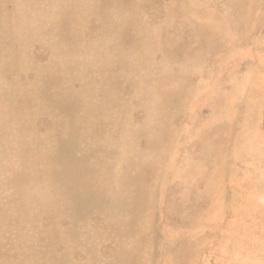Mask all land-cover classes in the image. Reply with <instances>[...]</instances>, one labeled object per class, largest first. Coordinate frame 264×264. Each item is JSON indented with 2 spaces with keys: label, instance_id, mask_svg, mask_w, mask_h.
Here are the masks:
<instances>
[{
  "label": "bare ground",
  "instance_id": "obj_1",
  "mask_svg": "<svg viewBox=\"0 0 264 264\" xmlns=\"http://www.w3.org/2000/svg\"><path fill=\"white\" fill-rule=\"evenodd\" d=\"M11 1L12 4L5 7L2 5L4 0H0V37L8 40L5 46L0 44V190L3 189L0 191V231L8 228L10 235L17 234L27 240L22 244L23 250L10 252L17 244L6 240L0 232V254L4 258L9 253L20 255L19 264H149L141 263L139 256L129 254L131 250L127 248V243H133L132 240L135 239L139 246L154 235L151 246L155 247L157 243L156 248L160 254H163L165 248H178L180 243H175L174 239L169 242L166 235L161 237L155 233L161 228L177 232L176 229L184 227L180 223L186 224L185 222L172 221V216L168 215L170 211L182 207V211H189L195 219L205 206L184 207L176 197H172L176 191L173 194L168 192L166 185L170 182L172 190L183 189L186 171L197 174L195 177L198 178H194L197 189L213 190L212 177L215 168L223 160L227 143L220 141L221 148L214 147L211 134H214L213 138L222 141L227 139L224 136L226 129L218 132L217 126L207 128L195 125V131L186 133L195 135V144L200 138L202 145L209 149L202 148L204 151L197 153L198 158L193 157L194 164L191 162L190 165H184L180 161L168 164L171 155L168 156L166 149L169 151V145L173 141L170 136L178 137L174 133L176 130L170 136L167 133L168 125L175 127L170 122L175 118L171 117L168 121V115L177 107L174 98L183 106L182 109H194L195 114H203L202 103L205 101L199 99L189 108V100L192 99L191 93L200 94L204 77H198L195 88H190L189 85L194 75H201V71L213 66L207 60L214 58V51L221 44L220 37L213 34V31L211 33L208 27H199L197 24L184 32L186 29L179 19H176L177 25L169 26L172 14L167 8H162V13L156 11L155 15L137 22V9H143L144 2L155 7V10L163 6L153 0H102L101 3L98 0ZM171 1H174L175 7L176 1ZM193 2L189 0V7L194 5ZM96 4L97 8L101 7V12L100 19H95L103 23V26L100 24L101 29L92 30L94 37L91 39L86 34L85 37L81 25L85 26L86 21L80 17L83 18L86 14L88 25L91 22L89 16ZM26 5L33 9L30 6L27 9ZM190 8L193 12L200 11L196 6ZM131 11H135V14ZM109 19L116 25L110 26ZM161 20L168 27L162 31L161 39L156 43L151 39L153 28L150 24L160 23ZM60 23L65 26L64 30H60ZM141 23L145 24V29H142ZM119 25H122L127 35L118 37L121 35ZM95 26L98 25L95 23ZM104 30L111 38L105 37L107 35ZM138 30L141 32L136 33ZM146 32L149 44H155L162 51L159 56L163 53L166 57L161 59V70H148L153 67L152 64L147 68V51L144 52L143 44L139 42L142 38L145 39ZM155 45L151 46L150 52ZM44 47L52 49V52L49 54L45 50L41 51ZM168 54L177 57L173 69L169 67V63L173 61L168 58ZM144 62L145 69H142L140 67H143ZM196 64H204V67L196 69V72L195 68L192 71L185 70ZM135 68L138 73L130 75ZM123 72L128 76L126 80L123 79ZM214 75L209 74L212 78ZM169 79H177L174 88L166 89L165 85L160 87ZM31 90L37 91L34 104L29 105L30 112L33 109L35 111L30 114L29 124L26 125L28 122H23L25 109L17 104L21 101H12H15L17 94L21 96V91L27 100H31ZM143 91L144 97L135 102L140 103L143 109L141 112L144 111L143 114L147 116L144 123L151 122L149 127L136 125L137 116L130 117L133 113H139L138 110H129L138 107L134 103V92L143 94ZM40 95L44 100H40ZM154 101L156 112L151 109ZM209 108L210 112L206 110L204 114L212 121L216 110L212 106ZM47 116L48 120L56 122L55 126L38 128L41 126L38 119H46ZM223 122L218 121L219 126ZM16 124L18 129L15 131L12 126L15 127ZM9 129L15 131L14 138L18 136L19 139L7 141ZM183 140L180 144L185 146L186 140ZM255 141H259L258 138ZM46 146L50 148L49 151ZM196 148L199 146L195 150ZM263 152L264 150L261 154ZM191 156L192 154L188 155L189 158ZM1 170L4 171L2 175ZM158 182H165L166 185L164 190L160 188L161 221L156 229L154 223L146 227L141 215L145 207L143 204L147 205L149 200L157 201ZM189 191L190 188H186L182 196ZM60 223L67 228H60ZM177 224L180 225L176 226ZM93 246L101 250L98 255L94 254ZM135 252L138 255L142 253L140 250ZM154 252L155 248L151 250V254L157 258L158 252ZM176 253L177 251L174 254Z\"/></svg>",
  "mask_w": 264,
  "mask_h": 264
},
{
  "label": "rangeland",
  "instance_id": "obj_2",
  "mask_svg": "<svg viewBox=\"0 0 264 264\" xmlns=\"http://www.w3.org/2000/svg\"><path fill=\"white\" fill-rule=\"evenodd\" d=\"M98 1L100 2L102 0H98ZM153 1H157L161 3L163 6H160L155 10V7H152L148 3L144 2L142 4L144 8L137 9L138 11L137 15L139 14V18H136L137 22L144 21V19H146L150 15H155L156 11H160L162 13V8H167L169 12L172 14V17H170L171 19L169 20V23L171 21V24L169 26L177 25L178 23L176 22V19L177 20L179 19V21L182 22L183 28L186 29V31L184 32H187L189 28H191L194 24H197L199 25V27H208V30L211 33L213 31V34L215 35L217 34V37H220L221 39L220 42L221 44L218 43L220 44V46L218 45L219 47L217 48L218 50L216 49L214 51L215 52L214 58L212 57L207 60L208 62L213 64V66H208L204 72L201 71L202 72L201 75L198 76L194 75L195 77L194 76L192 77V81H191L192 83L190 82L191 86L189 85L190 88H195L197 84V82L195 81L198 80V77L200 76L201 78L204 77L203 78L204 81L202 84L205 87L202 85V88H200L201 89L200 94L199 93L194 94L193 92L192 95L191 93L192 99L189 100V108L192 105H195L199 99L201 101H205L204 103H202L204 106L203 114L201 113L195 114L194 109H190V110L185 108L182 109L183 106L181 104L180 105L178 104L179 103L178 100L175 98L173 100L177 105V107L175 108L176 111L173 110L172 113L168 115L169 119L168 118L167 119L168 121H170L171 117L175 118L173 121H170L175 125V127H170L168 125L167 126L168 131L167 129L166 131L170 136L171 133L176 130V132L174 133H176L178 137L174 138L172 135L170 136V138L173 139L172 141L173 144L171 142L169 145L170 148L168 147L171 154L166 149V153L168 154V156L169 155L172 156L169 157L170 160H168V164L173 161L183 162L184 165L187 163H189L190 165L191 162L192 164H194L195 158H198L197 153L209 149L206 146L202 145V142H200V138L196 140V144H195V140H194L195 135L186 133L189 131H195L196 130L195 125L201 127L207 126V128L218 127L217 130L218 132L220 131L224 132L226 129V134H224V136L226 137L227 140L222 141L219 138H213L212 136L214 134H211V139L213 140L212 141L213 143L215 142L214 144L213 143L212 144L216 148H221L220 141L225 142L227 144L225 148L226 149L225 155L223 157V160L219 164L220 167L217 166L215 168L212 177L213 190L205 191L204 189H197L198 186L194 181L195 180L194 178H198V176L195 177L197 174H194V172H186V171L184 174L183 171L184 180L182 184L183 186H185L183 189L172 190L171 188L172 184L170 182H168L167 185L165 182H158L156 184L158 186V192H159L157 201L153 202L152 200H149L147 205L143 204L145 207L141 215L142 221L144 222L146 227L154 223L156 229L159 228V223L161 221L160 204L162 198H160V188L164 190L165 185L168 187V188L166 187V189L167 190L169 189L168 192H171L173 194L175 193L174 191H176V193L173 194L172 197H176V199L184 207L188 208L192 206H198V207L205 206V209L201 211L202 213L200 212L199 215L197 214L196 218L194 219L189 211L186 210L182 211V207H180L179 209L172 210L173 208L170 205L172 211H170L168 215L172 216V221L178 220L179 223L185 222L186 224L180 223L184 227L182 228L180 227L179 229H176V231L178 230L177 232H174L172 230H171L172 232H170L167 229L161 228L155 234L156 235L158 234V236L161 237H164L166 235L165 237L169 242H171L174 239L173 241H175V243H180L179 247L165 248L163 250V254H160L157 251L158 248H156L158 247L157 243L155 247L151 246V241L154 238L153 235L152 237L147 238L146 243H141L139 246L136 245L135 239L132 240L133 243H131V241L128 242L127 248L129 247L131 250L129 251V254H131L132 256H139V260L141 263H149V264H264V210H263L264 209V165H263L264 152L263 154H261L262 151L264 150V0H201V1L193 0L194 5L192 6L190 5V7L194 8V6H196V9L200 10L198 12L192 11V9L188 5L189 0L188 3L187 2L185 3V0H182L181 2L178 0L179 3L177 2V0H175L176 1L175 7H174V1L172 2L171 0H153ZM25 2H27V0H25ZM11 4H12L11 0H4V2H2V5H4L5 7L10 6ZM64 5L67 4L64 3ZM28 6L30 5H26L25 7L28 9ZM199 7H201L202 9ZM8 8L10 9V7ZM100 8L101 7L97 8V4L95 5L94 9L92 10L93 13L91 14V16H89L90 21L91 22L93 20L94 21L93 23L89 22L88 24L89 26L87 25L88 16H86L85 18L86 15L85 12L83 18L82 16L80 17L81 19L86 21L85 26L81 25V27H83V31H85L84 35L85 34L88 35L89 38L91 39H93L94 37L93 29L94 28L95 30L97 28L101 29L100 26H103V23L101 24L99 21H96L95 19V18H97V20L98 18L100 19V12H101ZM30 9L32 10L33 7L30 6ZM131 13L135 14V11H131ZM66 17L70 19L69 16ZM105 18L108 19V16H105ZM184 18L186 19V21ZM94 22L98 26H95ZM108 22L110 26L116 25L115 22L112 21L111 19H109ZM59 25H60L59 27L60 30H64L63 28L65 26H62L63 24L61 23ZM150 26L153 28L152 33L150 34L153 35L151 36V39L153 38V41L157 43L159 39H161L160 36L162 31L166 27H168V25L163 20H161L160 23L153 22L150 24ZM119 27L121 30V31L119 30L121 35H118V37H123L124 35L128 34L126 31H123L122 25H119ZM141 27L142 29H145V24L141 23ZM167 30L168 29H166V31ZM193 30L195 31V29ZM221 30L223 33L221 32ZM209 31L208 33H210ZM135 32L139 33L141 31L138 30ZM104 33L107 35L105 36L106 38H109L111 36V35L108 36L105 30ZM86 35L85 37H87ZM197 37H200V34H197ZM148 38L149 37L146 32L145 39L142 38V40L139 41L141 44H143L142 49L143 50L145 49L144 52L147 51L145 53L146 54L145 59L148 63L147 68H149L150 65L152 64L151 66L153 67L149 68L148 70L150 71H153L154 69H156L157 71L158 69L161 70L162 69V67L160 66L161 59L164 58L166 59V57L163 56V53L162 55L159 56V54H161L162 51L158 47H156L155 44H151V43L149 44V42L147 41ZM234 39L236 41H234ZM7 41L8 40L6 39V37L3 38L0 37L1 45L5 46L6 45L5 43ZM164 42L165 39L162 40V43ZM192 43H195V40H192ZM236 44L239 46H237ZM152 45H155L156 50L154 47V50H151L150 52V48ZM1 50L2 47H0V51ZM41 51L50 54L52 52V49L44 47L43 49H41ZM216 53L218 54L217 56ZM153 55H155L156 59L154 58ZM167 56L168 58H171L173 61V63H169V67L170 68L172 67V69L175 68V65L177 63V60L175 59L176 56L175 55L171 56L170 54H168ZM157 59L159 61H157ZM46 60L47 59H45V61ZM142 66L144 68L143 67L140 68L145 69V62L144 65ZM196 66L195 67L193 66V68L191 67L190 69L185 68V70L192 71V69L194 68H195L194 71L196 69L201 70L204 67V64H202L201 66L196 64ZM140 68L137 67V69L139 70ZM131 72L129 73L130 75H132L133 72L134 75L138 73L136 68L135 71H131ZM195 72H191V73H195ZM198 73H200V71ZM210 73H212V75L215 74L213 78L209 76ZM99 75L101 76L102 74L100 73ZM123 76H124L123 77L124 80L128 78V76H126L124 72H123ZM171 80L170 79L166 80L164 84L160 85V87L163 88V85H165L167 86L166 89L174 88L173 86L177 84V79H171ZM125 85L127 87L128 83H126ZM151 86L154 88L153 85ZM31 92L32 93L29 94L31 100H27L25 95L23 94L24 92L21 91V96L20 94L19 95L17 94L15 101H12L14 103H16L17 100L18 102L21 101L20 103L17 104L22 105V107H24L25 109L26 116L23 122L27 121L28 123H26V125L29 124L30 116L35 111V109H33L30 112L29 105L32 106L34 104L36 100L35 93L37 91L33 92V90H31ZM210 93H212L210 95L211 97L207 96ZM134 94H135L133 96L134 103L135 105H138V107L137 109H129V108L128 109L131 111L138 110L139 113L137 114L133 113L132 115H130V117L137 116L136 125L139 124L140 126L142 125L141 127H149L151 122L144 123L147 116L143 114L144 111L143 113L141 112L142 106L140 105V103L137 104L135 102V100L137 101V99L144 97L145 92L143 94L142 92L140 93L134 92ZM156 94L157 92L155 93V95ZM41 97L42 95H40V98ZM154 99H156V97ZM182 99L183 98L180 96V101H182ZM40 100H44V99L41 98ZM160 100L162 102V98H160ZM155 103H156L155 101L154 103H152L153 104L151 106L152 112L153 111L156 112L157 107L154 105ZM15 105L13 107H16ZM26 106H28V108ZM211 106L213 107L214 110H216L213 113L212 121L211 118L210 119L208 118L207 114H204L206 113V110L210 112L209 107ZM194 116L196 119L194 118ZM43 117H41V119H38L39 121L38 124L41 125V126L38 125L39 126L38 128L44 129L46 128L47 125L55 126L56 122L53 123L52 120H48V116L46 119ZM215 118L218 121H222V122L224 120L225 121L219 126V123ZM209 120L211 122H209ZM17 123H19V121ZM43 123L45 126H43ZM224 124L227 126L225 127ZM211 125L213 126L211 127ZM12 127L14 128L13 130L16 131V129H18V124H16L15 126L16 128L14 127V125ZM172 128L175 129L172 130ZM247 130L250 133H248ZM15 131H12L11 129L10 132L7 133L6 135L7 141L12 140L16 136ZM9 133L10 135H8ZM246 133H248V135ZM256 135H258L259 137ZM255 137L256 139L258 138V140L261 142L255 141L256 140ZM14 139L17 140L19 139V137L17 136V138ZM183 139L186 140L185 146L180 144V142L184 141ZM258 143L259 144L261 143L260 146H258L259 145ZM197 146H199V148L198 149L196 148L197 150H195V147ZM46 148L47 151L50 150L48 146H46ZM202 148H204V150ZM253 150L255 151L253 152ZM187 154L188 155L192 154L191 158H189L190 156L188 157ZM185 161L187 162L184 163ZM2 172L4 171L1 170V175ZM186 188H190L191 191H189L187 194L182 196L184 194L183 191L185 192ZM195 194L196 196H194ZM210 194H212L211 198L209 197ZM165 208L166 207H162V209ZM144 216L145 217L148 216V217L145 218ZM190 216H192L191 217L192 219L189 218ZM58 217H61V214H58ZM190 219L192 222L190 221ZM244 220H245V225H244ZM180 224H177L176 226ZM61 227H63V229L67 228L65 224L60 223V228ZM88 229H91V227H88ZM0 232H2L6 240H10L11 242L17 244V246L13 248L10 252H18L20 250H23L22 244L26 242L24 241L26 238H24L23 236L20 238L17 234L10 235V231L8 230V228L7 230L5 229ZM195 235L196 237H194ZM93 247H94V254L98 255V253L101 250L99 251L98 248H96L95 246ZM135 248L138 249L135 250ZM154 248L156 251L154 252V254H157L158 252L157 258L151 254V250ZM137 250L138 251L140 250L142 253L138 255L135 252ZM176 251L177 253L174 254ZM103 254L106 253L103 252ZM126 259H131V258H126ZM20 262H21L20 255H16V253H9V256L7 258H4L2 254H0L1 264H19Z\"/></svg>",
  "mask_w": 264,
  "mask_h": 264
}]
</instances>
